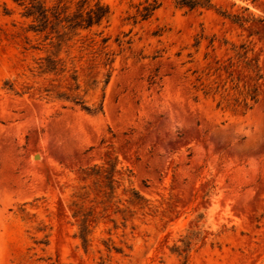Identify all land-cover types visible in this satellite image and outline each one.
<instances>
[{"label": "rangeland", "instance_id": "1", "mask_svg": "<svg viewBox=\"0 0 264 264\" xmlns=\"http://www.w3.org/2000/svg\"><path fill=\"white\" fill-rule=\"evenodd\" d=\"M100 1L113 65L78 40L37 76L0 0V264H264V0Z\"/></svg>", "mask_w": 264, "mask_h": 264}, {"label": "trees", "instance_id": "2", "mask_svg": "<svg viewBox=\"0 0 264 264\" xmlns=\"http://www.w3.org/2000/svg\"><path fill=\"white\" fill-rule=\"evenodd\" d=\"M19 8L21 15L30 19L27 31L34 35H41L46 45L56 49L55 53L38 56L32 67L33 75L43 76L51 73H62L65 70L64 60L59 56L61 47H69L81 40L82 49H91L92 53L102 59L104 67H111L115 61L114 53L107 50L109 37L104 35L110 17L109 6L100 0H11ZM178 7L188 9H208L212 6V0H172ZM161 5L160 0H144L135 5V12L130 16L133 23L147 20ZM102 27L100 30L98 28ZM83 32L90 34L83 35ZM77 38V39H76ZM199 41L197 42V44ZM34 50H43L31 46ZM239 48L243 50L242 55L247 56L250 49L242 43ZM75 72V70L73 71ZM110 73L106 74L107 83ZM76 82L77 77L71 74ZM78 86H76L77 88ZM63 97L59 95V98ZM82 109L91 112L92 109L79 98L69 99ZM102 110V105L97 109ZM185 264V262H183Z\"/></svg>", "mask_w": 264, "mask_h": 264}]
</instances>
